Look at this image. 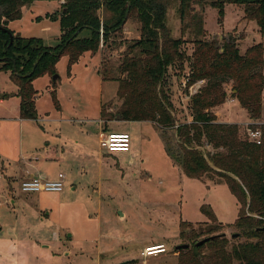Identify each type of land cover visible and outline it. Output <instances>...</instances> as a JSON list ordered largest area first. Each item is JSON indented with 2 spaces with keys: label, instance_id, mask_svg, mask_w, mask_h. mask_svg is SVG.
I'll return each mask as SVG.
<instances>
[{
  "label": "rangeland",
  "instance_id": "rangeland-1",
  "mask_svg": "<svg viewBox=\"0 0 264 264\" xmlns=\"http://www.w3.org/2000/svg\"><path fill=\"white\" fill-rule=\"evenodd\" d=\"M64 2L35 0L24 7L20 19L9 22V27L23 37H41L54 46L60 41L58 15ZM178 8L179 2L170 5L167 23L172 36L190 41L183 48L191 54L196 35L190 29L184 30L189 19L183 22ZM201 10L205 28L202 38L221 44L224 37L236 36L242 53L255 43H264V29L256 20L244 18L242 6L227 4L221 19L218 9L210 4ZM126 24L119 42L140 35L137 24ZM101 49L102 55H85L73 64L72 77L68 56H61L57 65L61 78L55 88L48 74L34 79L36 107L42 121L20 119L17 85L10 70H0V98L4 99L0 101V264H109V260L127 255L130 262L135 260L133 264H178L176 246L185 242L180 237L181 221L196 227L201 223L207 224L206 228L216 225L203 211V205L209 206L224 224L221 231L231 242L243 241L244 237L233 236L238 229L228 225L236 220L240 209L228 184L184 174L166 152L154 123L133 121L119 126L116 119L108 121V131H128L132 145L131 153L109 154L100 147L98 123L88 122L92 123L88 129L89 125L78 120L97 118L102 104L111 112L121 104L118 83L102 81L99 69L104 64L101 57H108L117 66L124 48L110 55L106 47ZM189 72L190 61H178L169 67L165 80L178 123L192 120L191 95L206 82L200 80L187 87ZM224 87L227 98L212 111L219 121L238 123L248 137L252 119L233 95V82H226ZM258 122H264V112ZM83 126L87 131L81 133ZM166 135L179 151L176 129H166ZM46 146L60 160L44 170L66 173L68 179L62 192L30 197L21 191L19 177L26 168L33 169L32 165L44 167ZM200 149L206 156L214 151L211 146ZM149 241H154L149 246L163 244L167 251L150 257L142 255L143 245Z\"/></svg>",
  "mask_w": 264,
  "mask_h": 264
},
{
  "label": "trees",
  "instance_id": "trees-1",
  "mask_svg": "<svg viewBox=\"0 0 264 264\" xmlns=\"http://www.w3.org/2000/svg\"><path fill=\"white\" fill-rule=\"evenodd\" d=\"M34 1L0 0V70H10L18 87L20 116L38 118V90L33 81L48 74L55 88L61 77L53 79V75L58 73L61 56H68L71 74L73 64L87 51L95 54L103 46L110 55L124 48L117 66L108 57H102L104 64L99 73L104 81L118 83L121 104L114 112L102 104L101 118L154 123L166 152L184 174L201 180L225 181L240 204L238 217L228 225L238 229L243 241L231 242L221 231L224 224L206 205L202 209L216 225L206 228L207 224L201 223L196 227L181 221L180 237L190 246L176 249L178 264H264V122L248 125L262 130L261 144H257L249 140L246 132L242 133L238 123L219 121L212 111L226 100L224 85L232 81L233 95L250 118H262L264 43H255L242 53L236 36L224 37L221 44L202 38L205 28L201 10L210 4L218 9L221 19L227 4H237L243 7L246 20H256L264 29V0H65L58 15L60 41L54 46L47 45L41 37H23L9 27V22L20 19L23 8ZM174 2H179L182 21L189 19L184 30L190 29L196 35L191 54L183 48L190 41L172 36L167 23L168 8ZM129 21L138 25L140 35L119 42L118 37ZM185 60L190 61L187 87L200 80L206 82L191 95L192 120L178 123L165 80L169 67ZM53 98L57 103L55 92ZM173 127L179 151L166 135V129ZM201 146H211L214 151L206 156ZM210 236L214 237L196 245ZM133 263L135 260L130 262Z\"/></svg>",
  "mask_w": 264,
  "mask_h": 264
},
{
  "label": "built area",
  "instance_id": "built-area-1",
  "mask_svg": "<svg viewBox=\"0 0 264 264\" xmlns=\"http://www.w3.org/2000/svg\"><path fill=\"white\" fill-rule=\"evenodd\" d=\"M200 87V86H199ZM198 87V88H199ZM196 87L195 92L198 90ZM250 123L260 122L253 120ZM249 123V124H250ZM248 138L251 141L261 144L262 141V130L259 127H248L247 130ZM100 147L104 151L108 152H130L131 150V134L128 131H103L100 137ZM65 174L60 173L57 178H46L43 176H32L22 180L20 188L23 192L36 193V192H60L65 187ZM160 246H164L161 244ZM159 253L153 251V246H145L141 254L144 256H155L158 254L165 253L166 247H162Z\"/></svg>",
  "mask_w": 264,
  "mask_h": 264
},
{
  "label": "crops",
  "instance_id": "crops-1",
  "mask_svg": "<svg viewBox=\"0 0 264 264\" xmlns=\"http://www.w3.org/2000/svg\"><path fill=\"white\" fill-rule=\"evenodd\" d=\"M24 9V8H23ZM127 25V24H126ZM126 25H125V28H126ZM139 33V32H138ZM138 33H137V35H138ZM135 37H138V36H135ZM98 53H101V55H102V52L101 51H99ZM98 53H91V52H89V51H87V52H85L81 57H80V59L82 58V57H84L85 55H91V56H93V55H96V54H98ZM80 59L77 61V62H79L80 61ZM101 60H102V57H101ZM76 62V63H77ZM75 63V64H76ZM58 65V64H57ZM74 66V65H73ZM50 76V75H49ZM73 76V74H72V70H71V74H70V77H72ZM101 79H102V77H101ZM102 81H104L103 79H102ZM33 84H34V81H33ZM35 86V85H34ZM18 88V87H17ZM17 91H18V89H17ZM17 91L15 92V94L17 95ZM19 96V95H18ZM37 98H38V94H37ZM37 98H36V100H37ZM0 101L1 102H4V99L3 98H0ZM21 101V100H20ZM37 102V101H36ZM36 105H37V103H36ZM38 111V110H37ZM19 113H20V103H19ZM42 118H43V116L42 117H39L38 116V118L36 119L37 121L39 120V121H42ZM20 119H22V120H24L21 116H20ZM26 120V119H25ZM29 120V119H28ZM31 120V119H30ZM34 120V119H33ZM78 120H82L81 122H83L84 121V123H85V125H89L88 127V129H90L91 128V124L92 123H90V124H88V122H95V123H98L97 124V128H98V132H99V135H100V137H101V134H102V132L103 131H108V127H109V125H108V121H105V120H103L102 118H101V108H100V115L97 117V118H93V119H88V118H84V119H78ZM116 122H118V125L120 126V124L121 123H131V122H133V121H125V120H118V119H116L115 120ZM222 122H229V121H227V120H221ZM150 122V121H149ZM152 123V122H151ZM85 127V128H84ZM81 131V133H84V132H86L87 131V126H83V128H81L80 129ZM45 150H46V154L43 156V158H42V161H47L46 162V164L44 165V167H41V166H38V164L37 165H32L31 167H33V166H35L33 169H28V168H26L23 172H22V175H20V177H19V181H20V184H21V182H22V180H24V179H26V178H30V177H32V176H38V175H40V176H43V177H46V178H57L58 176H59V174L60 173H63V172H59L58 174H56V173H53V174H50V173H47L44 169H45V166H47L48 164H51V163H53L54 161H59L60 160V157L58 156V154L57 153H52V152H50V148L48 147V146H46V148H45ZM103 152H107V153H109V154H112V153H117V152H121V151H117V152H108V151H104V150H102ZM131 151H132V145H131V150H130V152L129 153H131ZM133 155V154H132ZM65 174V184H66V179H68V177H67V175H66V173H64ZM9 179H11V177L12 176H7ZM16 178V177H15ZM65 188V187H64ZM64 190V189H63ZM62 190V191H63ZM72 190H74V186H72ZM22 191V190H21ZM62 191H60V192H62ZM23 192V191H22ZM23 193H26V194H29V196L30 197H33V195H35V194H38V193H41V194H44V193H49V192H36V193H27V192H23ZM11 201L14 203V202H16V198H15V195L14 196H12V199H11ZM122 216L124 217V214L122 213ZM154 241H149L148 243H146V244H144L143 245V248L145 247V246H147L148 244H151V243H153ZM67 254H69V252L67 251ZM129 259H131V257H128V255L127 256H122L120 259H117V260H109V264H115V263H118V262H122V261H125V260H129Z\"/></svg>",
  "mask_w": 264,
  "mask_h": 264
},
{
  "label": "water",
  "instance_id": "water-1",
  "mask_svg": "<svg viewBox=\"0 0 264 264\" xmlns=\"http://www.w3.org/2000/svg\"><path fill=\"white\" fill-rule=\"evenodd\" d=\"M59 76V74H55L53 75V79H57V77ZM176 117V116H175ZM234 237L238 236V233H235L233 234ZM214 236H210V237H205V238H202L201 240H199L196 245L199 246L203 243H205L207 240H209L210 238H213ZM190 246V244L188 243H183V244H178L176 246V249H180V248H188ZM130 262V260H125V261H122V262H118V263H115V264H128Z\"/></svg>",
  "mask_w": 264,
  "mask_h": 264
},
{
  "label": "bare ground",
  "instance_id": "bare-ground-1",
  "mask_svg": "<svg viewBox=\"0 0 264 264\" xmlns=\"http://www.w3.org/2000/svg\"><path fill=\"white\" fill-rule=\"evenodd\" d=\"M152 246H153V251H154V252H157V253H159L160 250L162 249V246L157 245V244L152 245Z\"/></svg>",
  "mask_w": 264,
  "mask_h": 264
}]
</instances>
